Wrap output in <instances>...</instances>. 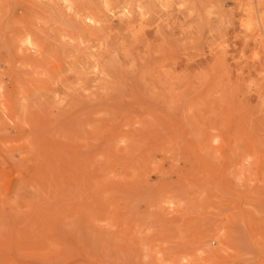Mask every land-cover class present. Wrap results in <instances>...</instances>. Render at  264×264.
Listing matches in <instances>:
<instances>
[{
	"label": "rangeland",
	"instance_id": "rangeland-1",
	"mask_svg": "<svg viewBox=\"0 0 264 264\" xmlns=\"http://www.w3.org/2000/svg\"><path fill=\"white\" fill-rule=\"evenodd\" d=\"M0 264H264V0H0Z\"/></svg>",
	"mask_w": 264,
	"mask_h": 264
}]
</instances>
